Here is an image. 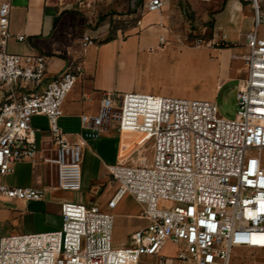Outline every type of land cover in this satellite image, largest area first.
Listing matches in <instances>:
<instances>
[{"label": "built area", "instance_id": "built-area-1", "mask_svg": "<svg viewBox=\"0 0 264 264\" xmlns=\"http://www.w3.org/2000/svg\"><path fill=\"white\" fill-rule=\"evenodd\" d=\"M167 1L145 0L144 9L161 12ZM249 1L255 20L246 34L247 77L237 92L235 119L220 117L217 103L208 100L105 94L96 114L81 116L85 133L71 141L59 119L83 64L43 84L46 56L8 51L12 0H0L1 177L21 162L47 164L55 168L56 189L80 192L89 140L117 126L145 134L151 148L149 157L109 168L115 191L105 207L66 202L60 229L1 237L0 264H141L144 257L157 264H232L237 249L264 251V0ZM95 43L92 34L83 35L84 49ZM35 116L48 120L53 155L38 146ZM45 193L0 183V203L42 201ZM127 195L141 206L147 225L130 234L129 246L118 247L114 211ZM168 242L180 247L176 257L163 254Z\"/></svg>", "mask_w": 264, "mask_h": 264}, {"label": "crops", "instance_id": "crops-1", "mask_svg": "<svg viewBox=\"0 0 264 264\" xmlns=\"http://www.w3.org/2000/svg\"><path fill=\"white\" fill-rule=\"evenodd\" d=\"M144 3L145 0H107L95 4H79L76 0H12L8 51L46 56L47 76L43 84L75 63L84 66V74L67 97L59 119V126L71 141L85 133L81 116L96 114L105 94L167 96L150 86L147 77L153 65H164L168 58L188 52L174 50L168 41L182 39L190 27L205 35V46L192 54L202 58L197 60L212 74L216 90L230 80H240L241 84L247 77L243 60L247 53L246 34L254 28L255 20L249 0H168L161 12H148ZM187 14L192 16L191 20ZM261 31L264 33V28ZM85 33L96 39L87 49L82 46ZM19 36H24V40L20 41ZM32 126L40 150L45 156L53 155L55 146L47 118L35 116ZM139 142L134 136L124 135L117 126L100 138L89 140L83 154L80 192L56 189V171L51 165L16 164L13 173L0 176V183L46 189L45 198L0 203V222L28 221L31 229L26 234L60 229L62 205L77 202L76 193L82 192L88 194L86 203L105 207L115 191L109 168L135 163L136 150L132 151ZM77 203L85 204L82 200ZM137 205L136 212L122 217L130 234L147 225L140 218L142 208ZM114 214L117 220L119 214L116 210ZM151 259L157 264V258Z\"/></svg>", "mask_w": 264, "mask_h": 264}, {"label": "rangeland", "instance_id": "rangeland-1", "mask_svg": "<svg viewBox=\"0 0 264 264\" xmlns=\"http://www.w3.org/2000/svg\"><path fill=\"white\" fill-rule=\"evenodd\" d=\"M203 37L205 35L199 32L198 29H192L190 27L188 33L182 39L175 38L168 41L169 46L174 50H188V52H184L180 56L168 58L165 60L164 65H153L149 71L147 81L157 92H162L169 97L216 102L219 116L227 120H233L238 113L237 92L240 86V80H230L216 90V83L213 80L212 74H210V71H208L204 64L199 63L202 58L192 54L194 50L205 46ZM146 142L147 139H142L135 145L132 153L141 148L139 152L135 153V157L150 156V143L147 142L146 144ZM143 146L146 147L142 148ZM76 194L77 202L82 200L86 205H91L86 203L88 201L87 193L82 192ZM80 194L83 195L82 198ZM137 210L138 205L130 195L125 196L120 206L116 209L119 218H117L115 226V246L116 244L120 245L119 247L130 245V231L125 224V218L122 217H125L126 214L134 213ZM38 227H40L39 224ZM30 229L31 223L28 221H2L0 222V239L6 235L26 234ZM179 250V246L170 244L164 248L163 254L167 257H176ZM141 264H154V261L150 257H144ZM175 264L181 263L175 262ZM232 264H264V251L249 248L237 249L234 253Z\"/></svg>", "mask_w": 264, "mask_h": 264}, {"label": "bare ground", "instance_id": "bare-ground-1", "mask_svg": "<svg viewBox=\"0 0 264 264\" xmlns=\"http://www.w3.org/2000/svg\"><path fill=\"white\" fill-rule=\"evenodd\" d=\"M124 135H131V136H134V137L138 138L139 140L147 139V136L145 134H143V133H140V132L124 131Z\"/></svg>", "mask_w": 264, "mask_h": 264}, {"label": "trees", "instance_id": "trees-1", "mask_svg": "<svg viewBox=\"0 0 264 264\" xmlns=\"http://www.w3.org/2000/svg\"><path fill=\"white\" fill-rule=\"evenodd\" d=\"M187 17H188V19H189V20H191V19H192V16H191V15H189V14H187ZM192 29H194V28L192 27Z\"/></svg>", "mask_w": 264, "mask_h": 264}]
</instances>
